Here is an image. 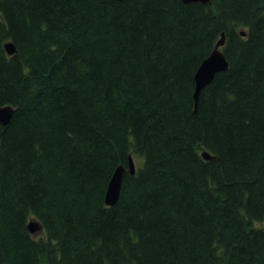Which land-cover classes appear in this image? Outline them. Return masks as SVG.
<instances>
[{"label": "trees", "instance_id": "16d2710c", "mask_svg": "<svg viewBox=\"0 0 264 264\" xmlns=\"http://www.w3.org/2000/svg\"><path fill=\"white\" fill-rule=\"evenodd\" d=\"M5 106L0 264H264V0H0Z\"/></svg>", "mask_w": 264, "mask_h": 264}, {"label": "water", "instance_id": "95a60500", "mask_svg": "<svg viewBox=\"0 0 264 264\" xmlns=\"http://www.w3.org/2000/svg\"><path fill=\"white\" fill-rule=\"evenodd\" d=\"M116 1H124V0H116ZM182 1L185 4L202 3L204 5H209L211 3V0H182ZM241 36L246 37L247 32L241 31ZM225 37H226L225 33H222L221 39L217 42L214 51L206 60H204L201 63L195 74L196 89L194 93V98L196 102H198L202 90L208 87L213 82L215 76L221 72L227 71L229 68L226 57L224 53L221 51V48L225 44ZM5 49L9 56H13L16 54V49L11 42L5 45ZM15 111L16 110L11 106H5L0 108V125L7 126L10 123ZM202 156L205 160L212 159V156H210L208 152H204ZM126 171L127 170L123 166H119L115 170L109 182L105 195V204L107 206L109 207L114 206L118 202L121 192L123 177ZM128 171L131 175H135L137 171L135 161L132 156L129 158ZM42 229L43 228L39 223V221L36 220L30 221L28 224V230L31 234H37L41 232Z\"/></svg>", "mask_w": 264, "mask_h": 264}, {"label": "rangeland", "instance_id": "374dc122", "mask_svg": "<svg viewBox=\"0 0 264 264\" xmlns=\"http://www.w3.org/2000/svg\"><path fill=\"white\" fill-rule=\"evenodd\" d=\"M135 163H136V167L138 168V166L140 165V162L138 159H135ZM35 219H32V221H34ZM258 227H264V223H258L257 224ZM45 232L44 231H41L39 232L38 234H36V236H44Z\"/></svg>", "mask_w": 264, "mask_h": 264}, {"label": "bare ground", "instance_id": "6f19581e", "mask_svg": "<svg viewBox=\"0 0 264 264\" xmlns=\"http://www.w3.org/2000/svg\"><path fill=\"white\" fill-rule=\"evenodd\" d=\"M240 34H241V32H240ZM225 42H226V39H225ZM225 45V44H224ZM224 45H223V47H224ZM222 47V48H223ZM222 48H221V51L223 52V50H222ZM224 53V52H223ZM225 55V54H224ZM208 58V57H207ZM206 58V59H207ZM205 59V60H206ZM228 65H229V63H228ZM195 79V78H194ZM196 89V88H195ZM195 89H194V93H195ZM203 91V90H202ZM200 96H201V94H200ZM193 98H194V94H193ZM199 99H200V97H199ZM194 101H195V111H197V107H198V103H199V100H198V102H196V100H195V98H194Z\"/></svg>", "mask_w": 264, "mask_h": 264}]
</instances>
